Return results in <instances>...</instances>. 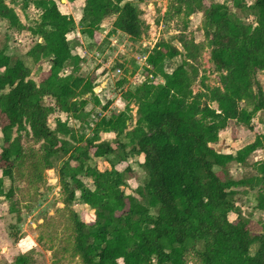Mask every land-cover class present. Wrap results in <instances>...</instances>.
Returning <instances> with one entry per match:
<instances>
[{
	"label": "trees",
	"instance_id": "16d2710c",
	"mask_svg": "<svg viewBox=\"0 0 264 264\" xmlns=\"http://www.w3.org/2000/svg\"><path fill=\"white\" fill-rule=\"evenodd\" d=\"M208 1L173 0L172 4L176 14H203L210 58L227 72L223 87L202 84L197 92L192 90L202 43L180 37L184 59L167 72L164 59L181 52L161 42L146 56L145 71L162 82L145 80L133 93L127 92L135 98L134 126L129 128L125 111L102 115L92 135L85 137L60 118L54 128L48 124L55 111L80 119L89 99L100 105L93 78L79 74L84 58L74 48L80 43L67 34L78 27L80 40L93 43L102 21L116 15L113 29L138 38L144 24L137 8L130 0H84L76 26L55 0H23V8L32 3L39 10L28 30L40 41L26 56L33 64L46 60L50 65L35 81L27 62L0 49V115L6 119L0 124V198L9 199V210L16 211L14 197L21 175H26V161H30L31 182L41 181L40 170L59 162L65 203H71L78 192L94 210L90 222L71 214L74 251L82 264H264V224L253 235L249 219L228 216L234 210L235 188L245 185L258 188L255 207L264 210V159L253 165L257 175L246 179H234L227 170L229 164L245 163L253 152L264 149V133L231 152L212 146L231 120L251 129V120L261 108L253 104V73L264 70V0L249 5L233 0L235 7L253 16L255 25L235 18L227 5ZM0 18L17 30L25 28L5 0H0ZM45 97L53 105L45 104ZM109 132L115 133L114 140H101L100 133ZM139 155L145 176L134 190L136 195L128 194L122 187L130 167L121 170L118 165ZM93 158H104L105 165H92ZM83 176L90 178L93 188ZM3 178L11 182L8 190ZM31 261L30 254L20 252L6 264Z\"/></svg>",
	"mask_w": 264,
	"mask_h": 264
},
{
	"label": "rangeland",
	"instance_id": "374dc122",
	"mask_svg": "<svg viewBox=\"0 0 264 264\" xmlns=\"http://www.w3.org/2000/svg\"><path fill=\"white\" fill-rule=\"evenodd\" d=\"M59 10L63 13L67 7L71 8L70 15L78 22L81 5L79 3L68 4V0H55ZM136 6L139 18L144 24L140 37L133 38L121 31L113 29V22L116 15L104 19L100 30L95 32V41L87 43L78 36L76 29L67 35L73 42L80 43L74 48V53L82 55L84 62L81 64L80 75L93 78L94 93L100 105H95L93 100H88L87 105L81 112L80 119H74L67 114L55 111L49 116L48 124L54 128L55 120L60 118L85 137L92 135L95 122L103 115L125 111L130 117V127L134 126L136 119L135 98L128 96L127 92L133 93L134 89L145 80H152L155 83L162 82L161 77L147 76L145 68L146 56L153 50L156 44L165 42L176 46L181 54L173 58L164 59V69L171 72L184 59V50L179 43V38L202 43L203 49L196 62L198 76L192 90L197 92L202 84L223 87V79L227 72L217 68L211 60L210 51L205 40V18L201 12L190 16L176 14L173 7V0H130ZM246 4H252L254 0H244ZM208 2H219L228 6L231 14L246 24L255 25L253 16L247 11L241 10L233 5V0H210ZM5 3L12 7L18 14L23 29L17 30L5 19L0 18V49H5L14 58H21L27 62L30 68V77L38 81L39 76H44L49 69L48 61H41L33 64L26 56V53L34 46L40 38L33 35L28 28L32 27L38 18L39 10L34 4L28 3L23 8V0H5ZM83 7V6H82ZM81 16V15H80ZM77 26V24H76ZM78 28V27H77ZM79 40V41H76ZM82 49V50H81ZM100 52V53H99ZM100 69L97 73L95 70ZM120 68V73L116 69ZM67 70L65 73L68 74ZM40 74V75H39ZM119 80L124 82L118 85ZM253 90L256 99L253 104L261 106L251 120L252 128L234 120L229 121L227 128L219 133L216 148L219 151H234L254 140L257 134L264 133V70H255L253 73ZM47 105H53L54 101L45 97ZM105 111L101 106L108 103ZM243 104V103H241ZM215 106V104H213ZM98 116V117H97ZM6 119L0 115V124L4 125ZM100 138L106 141H113L115 133H101ZM0 131V150L3 144ZM25 139V136L24 138ZM28 144L31 145L30 142ZM38 147V146H36ZM129 151V148H126ZM264 159V149H259L248 156L245 163H231L227 166L228 174L234 179H246L256 176L253 168L256 161ZM143 156L130 157L118 165L119 169L130 167L123 190L128 194H135V189L143 183L144 171L140 166ZM27 160L23 166L26 175H21L18 189L14 197L16 211L9 210L11 201L5 197L0 198V264L10 262L13 257L22 252L32 256L30 264H82L78 254L74 251V234L71 220L72 212H75L86 222L92 221L94 210L84 204L79 193L75 199L66 204L64 198L66 193L60 183L58 175L59 162L52 168L41 169V181L31 182L30 167ZM104 158H93L92 165L102 167L105 165ZM29 173V175H28ZM83 182L93 188L89 177H81ZM4 190H8L11 182L3 178ZM234 210L229 213V219L238 215L249 219L248 228L254 235L259 233L264 224V210L256 209L255 195L258 188L245 185L235 188ZM136 195V194H135ZM255 247H252V252ZM192 264V263H188Z\"/></svg>",
	"mask_w": 264,
	"mask_h": 264
},
{
	"label": "crops",
	"instance_id": "0c3cea01",
	"mask_svg": "<svg viewBox=\"0 0 264 264\" xmlns=\"http://www.w3.org/2000/svg\"><path fill=\"white\" fill-rule=\"evenodd\" d=\"M67 1V0H66ZM83 1V0H82ZM68 2V4H74V3H79L80 4V2H81V0H74V1H67ZM84 4V3H83ZM83 4L81 5V7H79V8H82V6H83ZM63 13H65V14H73V11H72V9L71 8H69V7H67V10L65 11V12H63ZM80 15H81V13H80ZM80 15H79V18H80ZM78 18V19H79ZM75 22H76V24L78 23L76 20H75ZM76 31H78V28L76 29ZM69 34V33H68ZM67 34V35H68ZM77 35L78 36H76V37H80V34H79V32L77 33ZM69 39V38H68ZM76 48H83L82 46H77ZM84 49V48H83ZM82 50V49H81ZM81 57H83L82 55H80ZM97 73L100 71V69H96L95 70ZM129 128H131L130 126H129ZM110 133V132H109ZM101 134V133H100ZM105 134V133H104ZM107 134V133H106ZM102 140V139H101ZM214 148H215V150H217V151H219L217 148H216V146H217V143H215V144H213L212 145ZM224 152H226V151H224ZM229 152H231V151H229ZM17 255V254H16Z\"/></svg>",
	"mask_w": 264,
	"mask_h": 264
},
{
	"label": "built area",
	"instance_id": "2783aa9c",
	"mask_svg": "<svg viewBox=\"0 0 264 264\" xmlns=\"http://www.w3.org/2000/svg\"><path fill=\"white\" fill-rule=\"evenodd\" d=\"M115 71H116V73H120L121 70H120V68H117Z\"/></svg>",
	"mask_w": 264,
	"mask_h": 264
}]
</instances>
